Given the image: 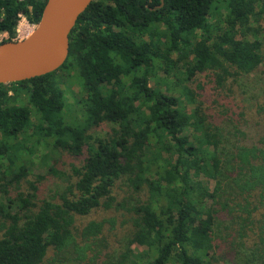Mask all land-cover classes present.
I'll return each instance as SVG.
<instances>
[{"label": "trees", "instance_id": "obj_1", "mask_svg": "<svg viewBox=\"0 0 264 264\" xmlns=\"http://www.w3.org/2000/svg\"><path fill=\"white\" fill-rule=\"evenodd\" d=\"M45 2L0 0V33ZM260 23L264 0H94L57 72L0 85V264H264V103L238 111L226 85L264 62ZM96 212L115 217L78 224Z\"/></svg>", "mask_w": 264, "mask_h": 264}, {"label": "water", "instance_id": "obj_2", "mask_svg": "<svg viewBox=\"0 0 264 264\" xmlns=\"http://www.w3.org/2000/svg\"><path fill=\"white\" fill-rule=\"evenodd\" d=\"M94 0H46L35 30L22 41L0 43V85L57 72L69 56V37Z\"/></svg>", "mask_w": 264, "mask_h": 264}, {"label": "rangeland", "instance_id": "obj_3", "mask_svg": "<svg viewBox=\"0 0 264 264\" xmlns=\"http://www.w3.org/2000/svg\"><path fill=\"white\" fill-rule=\"evenodd\" d=\"M259 26H264L263 23H260ZM36 26L29 25L25 18L23 17V20H21V24L17 26L16 28V35L14 40L16 41H22L26 39L34 30ZM8 39L4 37L3 33H0V43L5 42V40ZM264 50V48H263ZM61 75V74H60ZM163 76L160 75V78ZM65 81L67 82L69 88L71 89V92L73 93H79V86L76 84V82L72 79L68 80L65 77ZM153 85V84H151ZM226 85L228 86L229 92L228 96L231 101V103L235 106V108L238 109V111H241L242 109H245V111L250 114L252 113L257 105L264 103V62L259 65L257 70L249 75L238 78L236 83H228ZM67 85L64 83L62 86L63 90H66ZM68 89V88H67ZM66 98L67 101L71 104L72 103V97L71 95L66 91ZM103 135V134H102ZM48 150H45V148H41V150L37 154V158L33 161V167L31 168L30 176L33 177H42L43 180L40 183V198L41 199H47L52 196V193H55L56 191H59L63 185H61L60 182H58L52 175L54 168H53V161H49V163L40 164V158L47 156ZM64 162H71L72 160L70 158H63ZM62 161V162H63ZM64 169H68V164H63ZM53 169V171H50L49 169ZM62 168V170H64ZM36 180V179H35ZM210 188L213 187V183H209ZM122 189L120 190V184L118 183L117 188L115 189V196L120 198L122 196ZM115 214L113 212L105 213V212H96L94 214H91L90 216L80 220L78 224L84 225L89 221H101L105 219L114 218ZM128 226H124L123 228L119 227V222H115V224L110 225L107 224L105 226L104 235L107 236L108 242H110L111 248H115L117 251L121 248L124 249L125 242L127 240V232H128ZM121 245V247H120ZM133 252L136 254H142L146 252V248L144 247H137L133 246L131 248ZM51 256V253H49L48 257ZM138 264H144L143 262H138ZM219 264H231L227 260L222 261L219 260Z\"/></svg>", "mask_w": 264, "mask_h": 264}, {"label": "built area", "instance_id": "obj_4", "mask_svg": "<svg viewBox=\"0 0 264 264\" xmlns=\"http://www.w3.org/2000/svg\"><path fill=\"white\" fill-rule=\"evenodd\" d=\"M21 20H23V17L22 16H19V23H18V25H20L21 24ZM6 36H7V34H4V37L6 38ZM8 37V36H7ZM8 39H6L5 41H7ZM14 41H16V40H14ZM2 43V42H1Z\"/></svg>", "mask_w": 264, "mask_h": 264}]
</instances>
